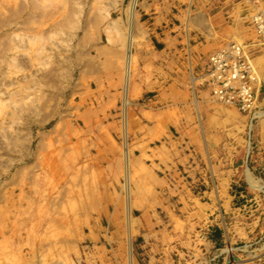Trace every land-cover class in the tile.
Returning a JSON list of instances; mask_svg holds the SVG:
<instances>
[{
    "label": "rangeland",
    "instance_id": "obj_1",
    "mask_svg": "<svg viewBox=\"0 0 264 264\" xmlns=\"http://www.w3.org/2000/svg\"><path fill=\"white\" fill-rule=\"evenodd\" d=\"M256 16L264 0H0V264L262 255L264 120L183 88L197 25L229 28L254 42L264 114Z\"/></svg>",
    "mask_w": 264,
    "mask_h": 264
},
{
    "label": "built area",
    "instance_id": "obj_2",
    "mask_svg": "<svg viewBox=\"0 0 264 264\" xmlns=\"http://www.w3.org/2000/svg\"><path fill=\"white\" fill-rule=\"evenodd\" d=\"M252 27L256 33L264 38V16H256L252 21ZM208 83L212 90L224 93L223 99H227V104L236 106L241 112H255L256 110V85L257 76L253 68L248 65L244 58V50L236 48L231 54L222 58H212L208 66ZM207 85V82L205 84ZM189 86L198 90L199 83H192ZM253 112V113H254ZM260 251L264 252V233L262 232L259 240ZM258 244V245H259ZM245 246L248 251L255 247L254 242ZM255 254V252H252ZM249 264H264V253L260 256L255 254L251 260H246Z\"/></svg>",
    "mask_w": 264,
    "mask_h": 264
},
{
    "label": "bare ground",
    "instance_id": "obj_3",
    "mask_svg": "<svg viewBox=\"0 0 264 264\" xmlns=\"http://www.w3.org/2000/svg\"><path fill=\"white\" fill-rule=\"evenodd\" d=\"M255 18V17H254ZM253 18V19H254ZM252 19V21H253ZM252 21H251V27H252ZM257 38L260 37L256 31H254ZM264 39V38H263ZM249 44V42H247ZM253 43L254 42H251V44H249V47H247V45H244V46H241V44H234L232 43L231 45H227V46H224L223 48H221L218 52H216L213 56H211L209 58V61L207 62L205 68L203 70H199L198 68V71L196 72L195 75H189L188 77L185 78V82H184V85H183V88L184 90L191 96H197L198 94H201L203 92H207L212 101H214L215 104H218V105H221V106H226V107H229V108H233L235 110H237L239 113L243 114V115H247L249 116V122H250V130H252L254 128V125H253V122L255 123L256 121H261V120H264V114H262V112L258 109L259 105H258V101H257V89H255L256 91V94H255V100H256V110L255 112H241L236 106H232L231 104H227V99H223L222 96L224 95V93H219L217 92L216 90H212L211 88H209L210 86L209 83H208V77H209V71H208V66L210 64V61L212 58H215V57H218V58H222L223 56L225 55H229L232 53V51H234L236 48L240 49L242 48L244 50V58L248 52V50L252 49L253 48ZM130 49V48H129ZM127 63H128V66L129 64L131 63V55H130V52L128 50L127 52ZM246 63L248 65H250L252 68H254V63L252 61L249 60V58H247V61ZM256 75V74H255ZM205 82H207V85H202V84H205ZM192 83H199L200 87L198 90H195L193 88H191V86H189L190 84ZM257 83H259V77L257 76ZM258 84H257V87L258 88ZM128 81H127V84H126V87H125V101H127L128 99ZM259 110V111H258ZM263 233H264V228H263ZM226 254V262L227 264H241L242 263V260L239 261H235L234 258H233V255H231V250L230 249H227V251L225 252Z\"/></svg>",
    "mask_w": 264,
    "mask_h": 264
},
{
    "label": "crops",
    "instance_id": "obj_4",
    "mask_svg": "<svg viewBox=\"0 0 264 264\" xmlns=\"http://www.w3.org/2000/svg\"><path fill=\"white\" fill-rule=\"evenodd\" d=\"M207 23V22H206ZM205 35V38L201 39V42L198 43V46L195 47L193 50L197 54V62H199V69L203 70L209 61V58L213 56L216 52H218L224 46H227L228 43L233 39V34L230 33V29L222 30V31H215L210 26H206L204 24L199 26ZM183 42L182 39L176 38L169 42L171 49L174 52H179L180 57H182L183 51Z\"/></svg>",
    "mask_w": 264,
    "mask_h": 264
}]
</instances>
